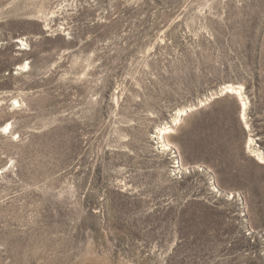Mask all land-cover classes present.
Instances as JSON below:
<instances>
[{"label": "rangeland", "instance_id": "obj_1", "mask_svg": "<svg viewBox=\"0 0 264 264\" xmlns=\"http://www.w3.org/2000/svg\"><path fill=\"white\" fill-rule=\"evenodd\" d=\"M262 156L264 0H0V264H264Z\"/></svg>", "mask_w": 264, "mask_h": 264}, {"label": "bare ground", "instance_id": "obj_2", "mask_svg": "<svg viewBox=\"0 0 264 264\" xmlns=\"http://www.w3.org/2000/svg\"><path fill=\"white\" fill-rule=\"evenodd\" d=\"M228 91L227 92H234V93H237V92H239V94H240V96H242V93H241V91L240 90H238V89H240V86H239V88L237 87V88H235V87H227L226 88ZM242 89V88H241ZM246 110H247V107H246V103L243 101V119L245 120L246 119ZM191 110H180L179 111V113H178V117L175 119V122H177L178 120H179V118H181V117H183V116H185V115H187V113H189ZM179 122V121H178ZM169 129V127H165V128H161L160 129V131L162 132V131H164V130H168ZM159 131V132H160ZM163 133V132H162ZM164 133H165V131H164ZM251 142L253 141V139H251L250 140ZM260 156V155H259ZM262 160H264V157L262 156V157H260Z\"/></svg>", "mask_w": 264, "mask_h": 264}]
</instances>
